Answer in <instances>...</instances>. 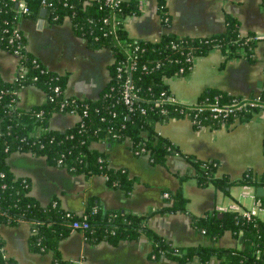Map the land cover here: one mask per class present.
I'll list each match as a JSON object with an SVG mask.
<instances>
[{
    "label": "trees",
    "instance_id": "1",
    "mask_svg": "<svg viewBox=\"0 0 264 264\" xmlns=\"http://www.w3.org/2000/svg\"><path fill=\"white\" fill-rule=\"evenodd\" d=\"M140 1L117 0L113 10L106 0H53L48 7H44L41 0H26L29 12L24 16L38 18L45 8V17L50 22L59 23L68 18L73 33L83 37L90 48L107 47L115 59L108 67L110 78L107 84L94 99L67 95V73L46 69L42 61L29 51L25 58L19 59L25 69L18 80L0 77V225L16 224L21 220L30 222L28 249L51 252L54 264H75L73 259H62L58 246L74 230L73 222L84 218L88 227L79 230L92 242L108 240L117 244L121 240L135 239L146 234L152 241V259L168 257L178 264L191 260L209 264L210 259L217 256L220 259L218 264H264V220L260 217L248 219L238 210L222 211L215 207L203 216L192 215V224L212 240H218L230 229L242 239L241 247L175 245L148 227L147 214L105 209L94 198L88 200L82 214L64 209L55 196L48 204H41L31 194L30 179L18 176L11 170L7 160L11 152H31L44 156L49 164L64 167L72 174H103L109 185L122 188L124 194L128 195L135 186V178L124 168L110 165L107 146L104 150L92 146L94 142L107 145L128 139L134 153L148 155L155 164L165 163L168 154H185L193 164L191 175L200 185L213 183L223 190L234 183L253 185L256 188L264 185V173L258 174L250 169L236 179H230L228 175L218 176V160H201L183 152L177 143L158 129L159 124L184 116L192 119L196 128H219L235 121L249 120L264 107L250 105L226 118L202 114L196 119L193 111L180 103L153 105L164 90L172 93L167 81L169 77L185 75L192 70L190 56L199 57L217 47L226 57L243 56L248 60H256V46L259 42L255 38L257 31L250 30L242 34L239 19L227 13L222 32L199 36L170 32L158 40L133 37L127 32L124 21L128 15L141 12ZM156 7L162 23L169 25L171 15L168 0H156ZM15 8L14 1L0 0V46L10 52L13 45L9 42V31L20 17ZM112 12L115 16L112 20L113 28L109 19L105 21L106 17L111 18ZM129 59L134 64L129 73L138 95L132 102V110L122 102L125 72L117 69ZM28 85L43 89L46 92L44 100L27 109L11 107L15 90H23ZM216 94H221L223 101L235 96L226 90L209 88L198 99L213 98ZM143 107L145 112L142 111ZM162 108H166L167 112H163ZM71 110L83 117L72 127L61 130L50 128V118L54 113H69ZM187 176L188 173L181 175L180 181L184 182ZM165 192L168 197L163 211L187 209L188 197L182 184L175 191L170 189ZM261 197L264 199V196ZM4 243L0 236V264H18L17 260L6 255Z\"/></svg>",
    "mask_w": 264,
    "mask_h": 264
},
{
    "label": "crops",
    "instance_id": "2",
    "mask_svg": "<svg viewBox=\"0 0 264 264\" xmlns=\"http://www.w3.org/2000/svg\"><path fill=\"white\" fill-rule=\"evenodd\" d=\"M171 22L163 24L156 7V0H141V12L128 15L124 25L131 36L146 40H158L163 34L208 35L224 31L226 14L231 13L240 21L242 34L250 30L264 31V4L262 0H168ZM46 13L38 18L20 16L17 27L26 38L27 50L42 61L48 70L67 73L66 94L72 97L97 98L110 78L109 66L114 61L107 47L90 48L87 41L73 33L68 18L62 22H50ZM256 60L243 56L226 57L214 47L199 55L192 70L185 75L175 74L167 79L171 92L182 102H194L209 88L226 90L235 95H262L264 98V43L256 46ZM18 58L0 46V77L10 80L18 68ZM45 91L28 85L19 93L18 106L27 109L41 103ZM79 115L56 112L50 118V128L72 127ZM159 131L187 154L198 159L219 161L217 175L236 179L246 170L264 173V108L249 120L235 121L219 128H196L189 117L171 118L158 125ZM130 140L104 145L92 143L98 150L106 149L110 165L122 167L135 178L133 190L113 187L103 174H72L64 167L49 164L42 155L13 151L7 160L18 176L30 179L31 194L41 203L48 204L55 196L61 207L82 214L90 198L102 208L122 209L137 214H147L150 229L165 236L175 245L214 244L225 247L243 245L240 237L228 229L218 240L210 239L192 224V215L203 216L218 206L228 209H247L252 199L243 195L244 186L238 183L226 190L213 183L200 185L191 175L193 164L185 154H168L163 164L151 162L146 154H136ZM189 174L184 182L181 175ZM183 185L188 197L184 211H163L166 190L175 191ZM227 209V210H228ZM30 222L0 225V236L5 241L6 255L18 264H54L51 252L28 249ZM59 242L62 259L83 258L85 264H178L168 257H150L152 241L146 234L139 238L112 244L108 240L99 243L85 238L81 230H71ZM213 256L209 264H218ZM185 264H202L191 260Z\"/></svg>",
    "mask_w": 264,
    "mask_h": 264
},
{
    "label": "built area",
    "instance_id": "3",
    "mask_svg": "<svg viewBox=\"0 0 264 264\" xmlns=\"http://www.w3.org/2000/svg\"><path fill=\"white\" fill-rule=\"evenodd\" d=\"M15 2L16 5V13L19 16H24L26 13L29 12L26 0H11ZM53 0H41V4L44 7H48L50 5H52ZM107 5H109L110 8H112L114 10V7L117 5V0H106ZM113 18H115L114 16V12H112V16L111 18L106 17L105 21H107L108 19L111 21V23L113 22ZM113 28V23L112 26ZM9 42L11 45H13L11 52L13 54H15L18 58V60L21 58H25L26 56V52L28 51L26 48V39H25V35L22 34L21 30L17 27L16 24L13 25V27L11 28V30L9 31ZM255 38L259 41V42H263L264 43V31H257V34L255 36ZM198 57L196 56H190L189 60L192 61L193 65L192 68L194 66V63L196 61ZM134 64L133 62L129 59L124 65H120L117 69L120 70L121 72L124 71L125 72V77H124V89L122 91V102L129 106L130 109L132 110V102L133 100L138 96L136 91H135V84L132 82L131 80V76L129 73V69L131 67H133ZM191 68V69H192ZM25 69L24 65L22 64V61L19 60L18 62V68L16 69L15 75L13 76L12 79L10 80H18L22 73L23 70ZM57 91H59V88H56ZM21 90L16 89L15 90V97L13 98V101L10 103V106L13 108H17L18 106V99H19V93ZM66 101V100H65ZM165 102H171V103H180L183 106H185L187 109H191L193 111L194 117L197 119V117L201 116L202 114H208L210 116H213L215 118H226L228 115L233 114L238 112L239 110H242L244 108L251 106H262L264 107V98L262 97V95H250V96H243V95H235L233 96L231 99L229 100H225L223 101L221 98V94H216L213 96V98H200L194 102H182L178 99V97L176 95H174L173 93H167L166 90H164L163 92L160 93V95L154 100L153 105L154 106H161L163 103ZM142 111H146L145 108H142ZM163 112H167L166 108H162ZM69 113L72 114H78L75 113L74 110H71ZM86 114V111H85ZM79 117L77 119V121H79L81 119V117H83L82 114H78ZM194 118V119H195ZM76 121V122H77ZM161 133V131H160ZM148 156V155H147ZM244 186V190H243V195L244 196H248L252 199V205L250 207H248L247 209H243V210H238L236 209V205H233L232 207L233 210H238L240 211L245 217H247L248 219H251L253 217H260L264 220V199L257 194L256 192V187L255 186H251L248 184L243 185ZM165 197H168V193L164 192L163 194ZM219 210H227L228 208L224 207V206H218L217 207ZM88 227V222L87 220L84 218L81 221H74L72 224V228L74 230H78V229H85ZM75 264H85V261L83 258H79V260L74 261Z\"/></svg>",
    "mask_w": 264,
    "mask_h": 264
},
{
    "label": "water",
    "instance_id": "4",
    "mask_svg": "<svg viewBox=\"0 0 264 264\" xmlns=\"http://www.w3.org/2000/svg\"><path fill=\"white\" fill-rule=\"evenodd\" d=\"M43 13H47V9L43 8ZM256 192H257L258 195L264 196V185H259L256 188Z\"/></svg>",
    "mask_w": 264,
    "mask_h": 264
}]
</instances>
